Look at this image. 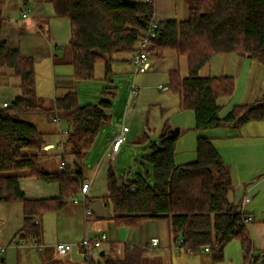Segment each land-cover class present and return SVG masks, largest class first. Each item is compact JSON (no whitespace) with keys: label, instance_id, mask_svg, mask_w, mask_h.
<instances>
[{"label":"trees","instance_id":"obj_1","mask_svg":"<svg viewBox=\"0 0 264 264\" xmlns=\"http://www.w3.org/2000/svg\"><path fill=\"white\" fill-rule=\"evenodd\" d=\"M6 1L0 0V33ZM48 1L56 17L69 21V64L75 82L92 80L99 63L104 65V80L109 78L115 57L137 51L140 36L154 15L153 1ZM168 51L187 62L188 76L181 78L178 70H172L168 72V82L169 89L178 95L179 108L193 112L196 131L223 127L239 130L251 122H264V99L236 105L219 117V99L232 96L234 78L199 75L217 55L246 56L264 65V0H193L187 20L158 21L150 59L161 58ZM4 68L11 69L18 79L19 93L6 108L0 106V204L22 205L24 227L20 238L38 243L42 229L36 217L61 211L79 193L84 180L83 159L103 125L110 121L107 112L111 103L81 106L76 93L67 90L55 96L51 109H45L36 99L33 59L22 56L19 48L1 42L0 72ZM37 113L52 118L54 123L62 120L67 124L63 144L66 155L73 158V170L64 161L57 172H46L41 166L44 136L34 125L20 119L22 115ZM167 132L166 129L158 143L149 146V154L144 157L149 171L130 173L120 183L112 168L107 169V195L102 204L114 225L134 227L147 220H164L173 240H180L179 249L192 254L204 252V248L222 253L227 243L237 240L242 264H264V252L253 253L242 214L228 199L233 189L229 169L212 143L199 137L195 161L177 165L176 139ZM29 177L57 184L59 197L29 200L18 184V179ZM143 259L141 248L125 247L120 257L111 249L104 264H143Z\"/></svg>","mask_w":264,"mask_h":264},{"label":"rangeland","instance_id":"obj_2","mask_svg":"<svg viewBox=\"0 0 264 264\" xmlns=\"http://www.w3.org/2000/svg\"><path fill=\"white\" fill-rule=\"evenodd\" d=\"M154 3L158 21H185L193 0H155ZM22 11L28 12L26 18L21 16ZM3 19L0 43L5 42L11 48H19L22 56L33 59L36 99L42 108L51 109L55 95L60 96L67 90L76 93L77 102L81 106L96 105L100 101L111 103L107 112L110 121L103 125L82 162L83 179L90 182L87 200L84 203L83 197L78 193L67 201L61 212L37 216V221L42 219L44 242L48 239L69 243L73 246L72 256L81 262L83 256L78 254V247L82 238L87 236L88 239L95 240L105 235L106 240L101 247L92 250L94 264H104L111 249L121 256L125 247L141 248L143 264H152L156 260L157 264L159 260L162 264H242V250L237 240L227 243L222 253L219 249H209L207 252L192 254L178 248L180 240H173L167 221L147 220L134 227H117L102 204L107 195V169L112 168L120 183L130 177V173L144 174L149 171L150 165L144 161V157L149 154L150 144L158 143L160 135L168 128L179 129V135L175 138V164L195 161L200 131L194 129L193 112L179 108L178 95L169 89L168 82V72L172 70H178L181 78L188 76L185 58L168 51L161 58H151L149 70L145 74H134V67L122 61L130 60L132 54H120L111 63V74L106 80L104 65L99 63L95 66L92 80L75 82L69 64L70 24L67 18L55 16L49 1L7 0ZM199 75L234 78L232 96L219 99L221 116L236 105L264 99V65L255 59L236 54L217 55L203 66ZM17 84L18 79L11 69L4 68L0 72V106L19 93ZM132 85L138 91V95L133 97L130 96ZM159 86L167 89L162 91ZM20 119L34 125L45 136L48 141L45 146L47 153L57 155L58 160L63 153V148L58 143L60 135L68 131L67 124L61 120L57 125L52 118L38 113L22 115ZM122 126L127 127L128 132L125 133L120 151L113 153L112 142ZM218 130L238 135L236 140L220 139L219 145L215 147L223 157L232 186L235 187L246 181L253 166H264V162L259 159L264 152V122H251L239 130L227 127ZM246 142L253 144L255 151L248 148ZM64 155L67 156V161L64 160L66 166L73 170V158L66 153ZM43 165L41 164L46 172H53V164ZM73 198L79 201L77 205L72 203ZM94 204L99 205L97 209H93ZM250 207L257 209L258 213H264V190L251 199ZM85 208L90 211L87 222ZM256 219L258 222V218ZM23 227L24 215L20 203L0 204V246L6 248L0 255V259L4 257L5 261L0 264H41L44 253L38 251V244L20 238ZM152 238L157 239V247H150ZM56 244L58 242L54 243ZM102 250L106 257L100 256ZM253 253L257 254L255 249Z\"/></svg>","mask_w":264,"mask_h":264},{"label":"crops","instance_id":"obj_3","mask_svg":"<svg viewBox=\"0 0 264 264\" xmlns=\"http://www.w3.org/2000/svg\"><path fill=\"white\" fill-rule=\"evenodd\" d=\"M154 1L155 0H153V2ZM23 2L25 3V1H23ZM24 3H23V5H24ZM154 11L156 13L155 3H154ZM125 60L126 59H124L122 61H125ZM129 64H131V62H129ZM54 91L56 94V87H55ZM6 102H9V101H6ZM226 114L221 116L219 113V117H224ZM56 124L58 125L59 123H56ZM58 129H60V128H58ZM199 137L205 138V139L209 140L211 143L214 142V143H212V145L214 144L213 146L215 148L217 145H219L220 139H225V140L235 139L238 137V135L221 133V132H219L218 129H214V130L200 131ZM64 138H65V135L62 136V134H61L58 146L63 148V151H62L63 153L60 154L61 156H59L60 158L58 160H56L57 155H53L52 152H51L52 155L48 154L46 151V148L44 150V156L40 159V164H44L43 166H49L48 163L53 164L55 166L54 167L55 169L54 168L52 169L53 172L59 171V166L61 164H63L62 162L64 160L67 161V156L64 155L65 154V149H64L65 147H64V145H62L64 143ZM44 140H45V143L47 146L48 141H46L45 136H44ZM114 140H113V142H114ZM246 143L248 144V142H246ZM247 144H245V148H247ZM249 147L255 151V149H254L255 147L253 144L249 143L248 148ZM119 151H120V148L116 153H118ZM246 153H248V150ZM246 153H245L246 156L252 157V156L247 155ZM69 157L71 158V156H69ZM61 159H63V160H61ZM222 159H223V157H222ZM259 159L261 160L260 162H264V152H263V155L261 154V157H259ZM251 171H249L250 173L247 174V176L245 175L246 181H244V183L238 184L235 187H233V190L228 195V199L230 202L233 203V205L236 206V211L240 212L244 216H249L252 218V222L246 224V229H247V232L249 234L253 249H255L257 254H258V253L264 252V213L263 214L258 213V210L255 209L254 207H250V205H251V199H253V197L254 198L257 197L264 190V166L263 167L260 165L253 166ZM18 184H19L21 191L24 193L26 198H28L29 200L53 199V198L59 197V188H58V185L55 183H44V182L39 181L35 178L29 177V178L18 179ZM89 191H90V189H89ZM88 195H89V193H88ZM88 195H87V197H88ZM75 205H77V204H75ZM84 213H85V211H84ZM258 216H260V217H258ZM256 218H258V222H256V220H257ZM86 222H87V216H86ZM38 223L41 226L42 235H41L40 241L38 243H35V244H38V248H39L38 251H40V252L43 251V253H44V256L41 260V264H86L85 259H84V254L79 247H78V254L80 256H83L81 262L76 260L74 258V256H72L73 255L72 254V251H73L72 245H71L72 249L67 254H65V255L57 254V252L55 250L54 243L55 242L67 243V242L55 241V240L49 241L48 239L45 240V242H44V240H43L44 230L42 227V219L40 221H38ZM85 237H87V236H85ZM85 237H83L82 240ZM152 239H155V238H152ZM81 241H80V243H81ZM67 244H69V243H67ZM0 247H2V246H0ZM47 247H49V248H47ZM45 248H47V250H45ZM102 251L105 254V251L104 250H102ZM148 253L150 254V252H148ZM78 254L76 252V255H78ZM116 256H118L117 253H116ZM155 256L157 257V255H155ZM118 257H120V256H118ZM146 258H148V257H146ZM4 261H5V258L1 257L0 263H3ZM157 262L158 261L156 260V262L155 263L153 262L152 264H157ZM93 264H94V260H93ZM158 264H162L160 262V260H159Z\"/></svg>","mask_w":264,"mask_h":264},{"label":"built area","instance_id":"obj_4","mask_svg":"<svg viewBox=\"0 0 264 264\" xmlns=\"http://www.w3.org/2000/svg\"><path fill=\"white\" fill-rule=\"evenodd\" d=\"M145 2H152L153 0H144ZM28 15L27 11H23L22 17L26 18ZM158 30V20L156 19L155 13L151 17L146 29L143 31L142 35L140 36V41L138 45L137 51L132 55L131 58V65L134 67V74H145L149 70V62H150V48L152 41L156 38ZM159 89L162 91H165L167 88L159 86ZM138 95V91L134 88L132 85L130 88V96H136ZM8 106V102H3L2 107L6 108ZM57 122V121H55ZM128 132V128L125 126H122V129L116 135V138L114 142L112 143L111 149L113 153H116L120 146L124 143L125 140V133ZM63 135H66L67 132H63ZM64 145V144H62ZM63 147V146H62ZM64 165L61 164L60 168H62ZM90 189V182L87 180H84L81 184V188L79 191V194L83 197V201L85 203V199L89 193ZM73 204H78L79 201L75 198L72 199ZM85 215H90V211L85 209ZM242 222L246 225L250 222H252V218L249 216L242 215L241 217ZM106 240L105 235H102L100 239H88L85 237L81 243L79 244L80 249L82 250L84 254V259L86 264L93 263V256H92V250L101 247L102 243ZM158 244L157 239H152L150 242V247H156ZM72 249V246L70 244L65 243H58L55 245V250L57 254L59 255H65ZM6 248L0 247V254L4 253ZM204 252L208 251V248L203 249ZM188 252V251H187ZM190 253V252H189Z\"/></svg>","mask_w":264,"mask_h":264},{"label":"water","instance_id":"obj_5","mask_svg":"<svg viewBox=\"0 0 264 264\" xmlns=\"http://www.w3.org/2000/svg\"><path fill=\"white\" fill-rule=\"evenodd\" d=\"M167 133H168V135L171 137V138H176L178 135H179V129L178 128H176V129H167ZM98 204H94L93 205V209H97L98 208ZM104 255V252L103 251H101L100 252V256H103ZM2 261V260H1Z\"/></svg>","mask_w":264,"mask_h":264}]
</instances>
